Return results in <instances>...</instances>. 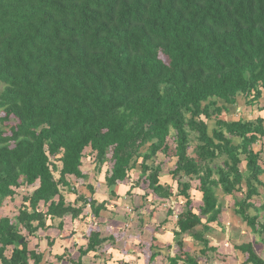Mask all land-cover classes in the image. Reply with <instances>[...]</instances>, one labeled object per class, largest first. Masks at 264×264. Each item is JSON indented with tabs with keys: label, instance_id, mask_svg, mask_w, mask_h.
Returning a JSON list of instances; mask_svg holds the SVG:
<instances>
[{
	"label": "trees",
	"instance_id": "obj_1",
	"mask_svg": "<svg viewBox=\"0 0 264 264\" xmlns=\"http://www.w3.org/2000/svg\"><path fill=\"white\" fill-rule=\"evenodd\" d=\"M263 91L264 0H0V207L19 187L38 183L21 196L14 221L0 217V264L42 262L20 226L31 236L40 229L64 232L67 216L81 221L87 205L96 219L106 210L107 200H97L91 184L73 202L62 190L75 194L70 177L88 178L82 170L87 148L95 171L110 155L104 181L111 196L139 166L136 182L171 198L154 161L169 149L171 130L170 175L185 205L173 230L178 253L166 257L168 264L181 257L198 264L181 238L198 226L193 236L202 243L200 252L216 250L204 233L219 221L218 188L243 194L234 211L264 245V204L253 201L264 187V118L222 115L239 96L255 105ZM12 116L17 123L7 135L2 126ZM208 120H214L211 131ZM190 132L198 141L195 157L188 154ZM222 156V166H210ZM193 179L201 194L198 210L190 195ZM111 238L91 229L69 264H83ZM234 247L247 264H264L252 242ZM150 250L153 264L161 253L154 243Z\"/></svg>",
	"mask_w": 264,
	"mask_h": 264
},
{
	"label": "rangeland",
	"instance_id": "obj_2",
	"mask_svg": "<svg viewBox=\"0 0 264 264\" xmlns=\"http://www.w3.org/2000/svg\"><path fill=\"white\" fill-rule=\"evenodd\" d=\"M261 108H264V91L255 105L246 104L244 98L239 96L236 104L228 105V112H223L222 115L228 119L244 118L247 120L254 119L258 115L264 118V110H260ZM1 116H3L2 112H0ZM16 123L17 119L12 116L10 120L4 122L2 130L10 135L9 126ZM207 123L208 129L211 131V128L214 127V120H208ZM174 134V130H171L167 138L169 149L164 153L159 152L154 158L155 163L160 164L162 168L160 181L171 186L173 196L169 199H161L152 195L146 182H136L140 174L139 166H136L130 172V180L118 183L114 188L116 196H111L104 181L105 171L110 168V155H108V159L102 165L101 170L95 171L93 159L90 156L91 154L88 153L89 148H87L82 170L88 173V178L78 180L70 177L71 184H73L76 191L75 194L66 193L65 188H62V190L66 194L67 200L73 202L78 194L86 192V184H91L96 188L94 195L96 199L99 201L107 200V208L101 211V215L97 219L91 214L88 205L83 208L82 214L85 217L81 221L71 222L68 215L66 219V228L68 229L64 232L54 228L40 229L35 236H31L20 226L21 234L28 239L29 249L35 248L43 254V260L40 264H69V260H76L79 256L78 247L86 242L85 238L91 229L100 230L103 236H112V238L103 243L96 253L84 256L83 264H148L152 243L157 245L161 253L153 264H168L166 257L178 253L173 230L177 229L175 226L177 214L182 211L185 205L184 198L177 193L176 181L170 175L175 163ZM197 144L196 134L190 132L189 156H196ZM262 144L263 151L260 154V164L264 167V138ZM260 147L261 141L254 145L256 150ZM224 159L225 156L219 157L211 162L210 166H222ZM57 166L60 167L59 164ZM240 168L244 171V162L240 164ZM57 173L54 172L56 179L58 177ZM182 180H188V178H182ZM261 180L264 182V175L261 176ZM191 184L192 206L195 210H198L201 205V194L196 189L198 181L193 179ZM37 185L38 183L19 187L13 199H7L0 207V217L8 216L14 221L21 204V196L31 193ZM145 193L148 194L145 195ZM216 195L221 208L219 221L218 223H212L210 225L212 229L204 233V236L209 239V245L215 247L216 250H208L206 254L200 252L203 247L202 243L193 236L194 232L202 230L200 226L181 236L184 241V250L194 256L198 260V264H247L245 261L246 255L235 249L234 246L244 242H252L256 253L264 258V245L260 241V237L258 234L253 233L246 222L234 211L235 201L241 199L243 194L234 192L232 195H225L218 188L216 189ZM253 201L256 205L264 204V187H259V195L254 196ZM80 204L78 203V205ZM169 209L173 210V214L167 216ZM250 213L254 214V211L250 210ZM260 220L262 221V218ZM69 230L74 232L71 237L68 236ZM46 238H53V245H48ZM153 238L156 240L153 241ZM62 253L66 257L61 260L57 259V256ZM9 254L10 248L6 251V255L9 256ZM183 261V257H181L179 264H184Z\"/></svg>",
	"mask_w": 264,
	"mask_h": 264
},
{
	"label": "water",
	"instance_id": "obj_3",
	"mask_svg": "<svg viewBox=\"0 0 264 264\" xmlns=\"http://www.w3.org/2000/svg\"><path fill=\"white\" fill-rule=\"evenodd\" d=\"M20 242L22 243L23 242V239H21Z\"/></svg>",
	"mask_w": 264,
	"mask_h": 264
}]
</instances>
